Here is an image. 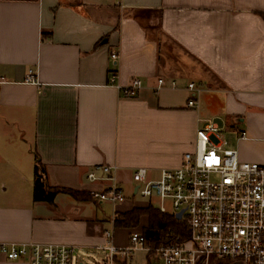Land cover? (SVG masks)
Instances as JSON below:
<instances>
[{"label":"crops","instance_id":"1","mask_svg":"<svg viewBox=\"0 0 264 264\" xmlns=\"http://www.w3.org/2000/svg\"><path fill=\"white\" fill-rule=\"evenodd\" d=\"M133 78L141 88L121 94ZM208 120L264 164V0H0V242L96 249L109 204L34 201L35 163L48 186L89 194L102 183L87 171L114 164L125 189L134 167H177ZM127 194L115 211L149 204Z\"/></svg>","mask_w":264,"mask_h":264},{"label":"built area","instance_id":"2","mask_svg":"<svg viewBox=\"0 0 264 264\" xmlns=\"http://www.w3.org/2000/svg\"><path fill=\"white\" fill-rule=\"evenodd\" d=\"M110 57L116 59L117 54ZM115 77L113 73L112 83ZM157 84L163 85V80L158 78ZM118 88L121 94L130 95L141 88V80L133 78ZM187 89L193 93L186 105L196 108L197 88L190 82ZM244 136L239 131V137ZM117 170L114 164H97L86 173L87 180L102 183L101 189L90 192L91 197L113 206V213L128 196ZM152 172L143 166L131 169L129 195L161 212H181L188 238L152 247L142 231L134 228L127 244L118 245L112 213L109 223L113 229H105L103 242L94 246L106 251L100 264L128 260L137 250L146 252V264H264V164L239 160L237 150L226 146L220 128L211 120L196 129L194 150L183 153L177 167L160 168L155 177ZM74 248L65 243L0 242V253L6 259H23L28 264H73Z\"/></svg>","mask_w":264,"mask_h":264},{"label":"trees","instance_id":"3","mask_svg":"<svg viewBox=\"0 0 264 264\" xmlns=\"http://www.w3.org/2000/svg\"><path fill=\"white\" fill-rule=\"evenodd\" d=\"M59 192L66 193L76 200L88 201L93 199L85 191L48 186L45 180V168L37 161L33 170L32 199L52 203L55 195ZM142 216L146 217V226L142 227V233L146 243L152 247L178 243L189 236L188 226L184 219H176L173 214L161 212L151 204L132 206L125 211H115L113 213V225L115 228H134L139 225Z\"/></svg>","mask_w":264,"mask_h":264},{"label":"rangeland","instance_id":"4","mask_svg":"<svg viewBox=\"0 0 264 264\" xmlns=\"http://www.w3.org/2000/svg\"><path fill=\"white\" fill-rule=\"evenodd\" d=\"M212 141L217 142L215 137H212ZM152 176L155 177V172H152ZM130 178V177H129ZM125 191L128 193L130 191V183L128 182L125 185ZM144 203V199L135 198L133 202L130 204L127 203L128 206ZM126 205V206H127ZM103 212L105 216H111L113 213V206L111 205H102ZM109 220V219H108ZM139 225L146 226V219L145 217H141L139 220ZM104 226L107 229H113L110 223H106ZM137 229H141L136 227ZM127 229L124 228H116L113 230L114 239L116 243L122 244L123 246L127 244V237H126ZM106 257V251L100 249H93V248H86V249H74L73 252V264H79V261H83V264H94L97 262L98 264L101 263L102 259ZM129 264H146L147 263V254L143 250L134 251L132 257L128 259Z\"/></svg>","mask_w":264,"mask_h":264},{"label":"water","instance_id":"5","mask_svg":"<svg viewBox=\"0 0 264 264\" xmlns=\"http://www.w3.org/2000/svg\"><path fill=\"white\" fill-rule=\"evenodd\" d=\"M174 216H175L176 219H180V217H181V212L176 213Z\"/></svg>","mask_w":264,"mask_h":264}]
</instances>
